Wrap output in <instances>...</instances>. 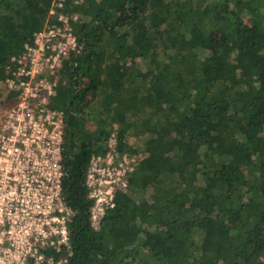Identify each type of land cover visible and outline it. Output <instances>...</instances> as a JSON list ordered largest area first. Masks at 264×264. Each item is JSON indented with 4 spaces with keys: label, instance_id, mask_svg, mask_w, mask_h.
Wrapping results in <instances>:
<instances>
[{
    "label": "trees",
    "instance_id": "obj_1",
    "mask_svg": "<svg viewBox=\"0 0 264 264\" xmlns=\"http://www.w3.org/2000/svg\"><path fill=\"white\" fill-rule=\"evenodd\" d=\"M53 0H0V81L57 22ZM80 48L48 107L66 113L67 264H264V0H64ZM13 71V67H11ZM14 93L9 95L10 98ZM137 163L99 231L86 174Z\"/></svg>",
    "mask_w": 264,
    "mask_h": 264
},
{
    "label": "built area",
    "instance_id": "obj_2",
    "mask_svg": "<svg viewBox=\"0 0 264 264\" xmlns=\"http://www.w3.org/2000/svg\"><path fill=\"white\" fill-rule=\"evenodd\" d=\"M64 0H53L47 25L33 45L10 59L6 101L0 110V264H67L69 225L76 212L63 195V147L66 113L49 108L57 93L65 61L80 48L73 23L78 16L61 12ZM13 67V71H11ZM15 94L13 98L9 95ZM137 157L118 150L116 132L107 152L93 156L86 174L90 223L99 231L106 213L115 208L116 192L127 188Z\"/></svg>",
    "mask_w": 264,
    "mask_h": 264
},
{
    "label": "rangeland",
    "instance_id": "obj_3",
    "mask_svg": "<svg viewBox=\"0 0 264 264\" xmlns=\"http://www.w3.org/2000/svg\"><path fill=\"white\" fill-rule=\"evenodd\" d=\"M50 10H51V8H50ZM50 10H49L48 16L50 15ZM7 91L8 90L5 89L4 86L1 84L0 85V110L3 108L8 109L7 107H10V106L14 107L17 104V101L15 99H13L9 102L6 101Z\"/></svg>",
    "mask_w": 264,
    "mask_h": 264
}]
</instances>
